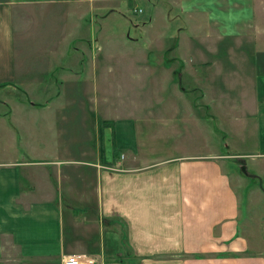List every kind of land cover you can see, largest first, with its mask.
Instances as JSON below:
<instances>
[{"label": "crops", "instance_id": "obj_1", "mask_svg": "<svg viewBox=\"0 0 264 264\" xmlns=\"http://www.w3.org/2000/svg\"><path fill=\"white\" fill-rule=\"evenodd\" d=\"M104 1L0 0V264H54L73 251L105 264H264L262 229L254 217L244 221L224 165L208 167L204 155L184 156L180 164L145 159L134 114L142 109L129 106L135 104L121 101L94 123L104 159L99 148L93 160H85L83 148L75 156L54 152L53 143L79 142L83 113L76 118L74 100L62 104L61 90H44L29 76L58 70L61 77L63 71L78 77L75 65L87 52L71 41L69 50L53 51L55 58L46 61L29 54V40L58 9L69 16L72 32L79 31L86 13L94 14ZM245 1L254 6L258 27L251 50L241 57L243 72L249 65L257 84L251 111L260 160L251 164L264 172V44L258 48L264 42V0ZM97 49L92 45L88 57L93 74ZM7 93L16 95L14 101ZM39 96L41 103L35 102ZM102 121H109L103 131ZM246 129L240 133L244 140Z\"/></svg>", "mask_w": 264, "mask_h": 264}, {"label": "rangeland", "instance_id": "obj_2", "mask_svg": "<svg viewBox=\"0 0 264 264\" xmlns=\"http://www.w3.org/2000/svg\"><path fill=\"white\" fill-rule=\"evenodd\" d=\"M63 11L55 10L39 23L29 40V54L46 61L55 58L53 51L69 50L71 41L84 45L87 52L75 65L78 77L67 71L61 77L58 70L29 76L44 90H61L62 104L74 100L71 112H78L76 118L80 120L83 113L79 142L53 143L54 152L75 156L83 148L85 160L95 159L99 145L94 123L127 100L136 105L129 106L142 109L134 113L141 125L140 154L151 163L171 158L180 164L187 155H204L203 161L214 169L213 162H221L238 192L244 221L254 217L264 240V172L251 164L260 160L254 154L256 121L251 111L257 84L249 65L243 72L241 58L257 35L254 6L245 0H107L96 6L94 14L86 13L74 33ZM263 44L259 42L258 48ZM92 45L99 47V69L94 74L89 73L93 65L88 59ZM8 95L10 100L16 98ZM41 98L35 102L41 103ZM246 127L244 140L240 133ZM255 170L257 176L248 174Z\"/></svg>", "mask_w": 264, "mask_h": 264}, {"label": "built area", "instance_id": "obj_3", "mask_svg": "<svg viewBox=\"0 0 264 264\" xmlns=\"http://www.w3.org/2000/svg\"><path fill=\"white\" fill-rule=\"evenodd\" d=\"M54 264H105L103 260L86 251L68 252L61 255L59 260Z\"/></svg>", "mask_w": 264, "mask_h": 264}, {"label": "trees", "instance_id": "obj_4", "mask_svg": "<svg viewBox=\"0 0 264 264\" xmlns=\"http://www.w3.org/2000/svg\"><path fill=\"white\" fill-rule=\"evenodd\" d=\"M106 124H109V121H102L101 122V125H100V130H102V128L106 125ZM103 131V130H102ZM104 147V143H102V141L100 140V148H99V152H100V155L101 157H103V148ZM104 159V157H103Z\"/></svg>", "mask_w": 264, "mask_h": 264}]
</instances>
